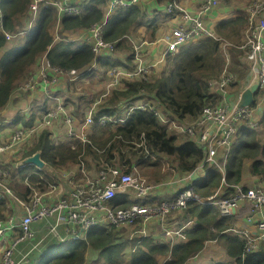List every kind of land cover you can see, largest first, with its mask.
Masks as SVG:
<instances>
[{"label":"trees","instance_id":"1","mask_svg":"<svg viewBox=\"0 0 264 264\" xmlns=\"http://www.w3.org/2000/svg\"><path fill=\"white\" fill-rule=\"evenodd\" d=\"M31 1L1 0L5 12L3 25L6 30L14 31L18 25H23L29 20ZM228 1H221L216 8L231 6ZM105 2L107 0H87L81 14L65 15L60 22L55 6L42 4L34 26L26 34L11 40L6 39L0 24V114L9 104H13L15 111L11 122L1 125L0 128L33 127L48 109L47 103L38 102L25 110L29 93L18 91L20 82L29 75L42 54L47 52L52 63L68 68L85 69L93 61L94 52L88 42L75 38L55 40L54 30L59 26L63 37L75 31L84 32L92 22L103 18L101 6ZM175 14V11L166 9V0H152L145 6L137 4L118 8L105 25V39L116 42L112 55L101 61L105 71L109 73V69L117 65L134 64V45L125 35L134 33L146 38L147 32L148 38L155 40L161 23H171ZM247 21L246 13L238 10L235 15L216 23L215 31L219 39L203 37L181 46L176 54H169L161 63L163 69L158 76H151L148 81L141 78H124L122 84L111 88L110 93L99 104L97 115L107 116L110 120L108 119L104 126L95 124L91 127L89 142L75 141L76 148H73L71 143H57L59 132L56 127L61 126L60 121L53 128L42 129L39 132V140L35 141L27 153L32 154L42 149L44 170L54 173L69 171L70 163L80 164L88 155L99 156L98 149L102 148L105 159L97 161L94 174L102 165H119L123 160L128 164L142 162L150 158L145 157L148 153L155 157L150 158L151 164H158L160 173L161 162L158 159L161 158L167 159L179 175L193 172L204 160L203 148L189 136L168 133L153 109L131 110L132 103L145 99L164 115L182 123H186L188 119H196L207 104L218 103V95L210 92L207 81L218 77L224 67L223 41L229 40L234 44L229 47L231 68L239 72L242 78L248 76L249 72L244 68V53L236 47L243 36ZM236 64L243 69L239 70ZM240 80L238 79L237 84ZM106 83L105 79L102 84L106 86ZM90 85L93 95H99L92 83ZM259 93L262 92L256 94L253 105L256 104ZM20 97L23 102L26 100L25 107L15 105ZM90 104L86 103L82 107L78 102L74 106L79 115L82 114V121ZM68 106L70 107V104ZM256 118L259 125L252 127L244 124L237 133L225 162V173L217 166H207L205 170L200 171L201 178L192 181V186L197 192L208 196L220 189L221 195L230 194L234 191L233 185L244 183L248 175L257 178L252 186L264 188V137L258 130L264 129V107L257 113ZM6 120L7 116L2 114L0 121ZM99 131L104 136L96 137ZM179 139L183 141L178 142ZM123 146L129 147L137 156L130 155L125 159L121 148ZM138 149L142 150V153H138ZM115 150H119L120 155ZM16 160V157H11L9 161H2L0 157L4 165L13 164ZM35 169L33 164L19 170L11 167V185L22 198H26L27 192L18 188L19 180L24 181L26 174ZM167 174L171 175V172ZM224 176L227 185L223 184ZM30 179L35 182L40 180V177L38 174H32ZM113 200L115 204L125 207L134 203L147 205L158 202L161 196L136 198L134 192L130 191L116 196ZM13 204L12 199H0V218H5ZM236 219L234 215L222 216L212 204L191 201L186 209L174 211V215L170 216L169 221L174 228H182L181 233H175L172 238L161 234L159 223H151L146 234H131L133 230L129 227L101 225L91 229L86 239L74 240L60 245L57 250L42 253L33 259L32 264H196L195 255L200 254L206 242L211 239L217 240L224 247L235 264H264V241L260 242L257 251L244 255L245 239L230 230L234 227Z\"/></svg>","mask_w":264,"mask_h":264},{"label":"built area","instance_id":"2","mask_svg":"<svg viewBox=\"0 0 264 264\" xmlns=\"http://www.w3.org/2000/svg\"><path fill=\"white\" fill-rule=\"evenodd\" d=\"M86 1L32 0L29 20L23 25H18L14 31H10L3 25L5 12L0 0L1 28L6 39L11 40L26 34L34 26L42 4L55 6L60 22L65 15L81 14ZM221 1L226 3V0H196L191 8L182 6L181 0H166V9L176 12L174 21L169 24V28L161 29L160 34L152 41L125 35V38L134 45V64L113 66L111 71L110 68L109 80L99 95L77 91L75 86L84 82L83 78L89 72L101 68V61L110 57L115 50L116 42L104 37L108 19L118 8L137 4L145 6L152 0H107L103 3L101 6L103 18L92 22L88 29L78 33L79 36L75 38L88 42L94 52L93 61L85 69L54 64L48 58L47 52L38 58L32 71L20 82L18 91L29 93L25 110L38 102L47 103L48 109L41 115L39 123L33 127L0 128L2 161H9L11 157L17 158L13 164L8 165L0 161V199L9 198L14 201L5 218H0V264H32L34 253L40 250V240H35L38 230L33 226L37 221L44 220L49 233L59 237L61 242L86 239L91 229L101 225L129 227L133 230L131 234L137 232L146 234L151 223H159L161 234L172 238L175 233L180 234L182 228L175 229L169 221L170 216L174 215V211L186 209L191 201L212 204L222 216H236L240 205L246 202L250 211L242 220L243 224L237 222L230 230L245 239L244 255L258 250L260 242L264 241L262 186L238 183L233 185L234 191L230 194L221 195L219 189L213 194L203 196L193 188L191 173L179 175L176 168L163 158L158 161H164L161 164V172L166 176L157 182H149L137 163L106 164L93 176L77 178L67 171L49 172L44 170V166L26 162V159L36 152L42 157V149L32 154L27 153L35 141L39 140V132L42 129L53 128L61 121V126L58 125L56 130L59 132L58 137L61 136L63 141L71 143L73 148H76L75 141L89 142L91 127L95 124L104 126L108 119L110 120L107 116H98L97 111L111 88L121 85L124 78L132 80L141 78L148 81L151 74H154L153 67L195 39L209 36L219 39L215 28L208 25L207 15ZM244 11L248 19L244 30L245 38L236 47L242 49L249 64L251 79L259 80V91L264 93V0H251ZM58 28L59 26L57 30ZM55 40H58V37H55ZM149 45L153 47L152 61L149 59L146 61L143 57L145 53L142 52L143 47ZM230 46L234 44L229 40L223 41L224 67L218 77L207 81L210 92L218 95V103L207 104L196 119H188L186 123L176 121L151 106L145 99L132 103L131 108L153 109L168 133L189 136L203 148L205 157L200 168L217 166L224 173L225 162L237 133L244 124L252 127L259 125L256 115L262 109L261 102L257 100L255 105L239 106L241 93L237 91L234 94L238 93V99L232 101V93L234 86L238 85V79L231 68V54L227 53ZM160 51L163 60L157 64L159 58L156 57ZM103 74H100L101 77ZM69 99L89 100L88 103H91L83 121L82 114L79 115L77 109L68 106ZM10 122V119L0 121V126ZM29 164L35 165L36 169L26 174L24 178L21 188L26 190L27 195L26 198H22L11 185L10 170L12 166L19 170ZM168 172H171V175L167 174ZM32 174H38L40 180L33 182L30 179ZM223 184L227 185L225 176ZM168 187L175 189L171 193L163 191ZM130 191L134 192L136 198L150 197L152 194L160 195L161 200L147 205L134 203L125 207L115 204L113 199L116 196ZM212 229L215 230L214 227ZM24 241H32L31 249L18 254L19 245ZM197 256L198 254L195 255Z\"/></svg>","mask_w":264,"mask_h":264},{"label":"crops","instance_id":"3","mask_svg":"<svg viewBox=\"0 0 264 264\" xmlns=\"http://www.w3.org/2000/svg\"><path fill=\"white\" fill-rule=\"evenodd\" d=\"M185 1H186L185 2L186 7H191V8L193 7V4L196 2V0H185ZM248 1L244 0L243 3H245V5H246ZM235 6L236 5H233V6L228 5L226 7V6L223 5V6H221V8L220 7L219 8H215L213 10V13L211 12L209 14H211L212 16H215L218 13H221L222 16H223V18H222V20H223V19H226L229 16L235 15L238 10L243 9V8L235 7ZM207 22H208V25H210L213 28H216V24H213L211 22V20L209 19V15L207 16ZM169 24L170 23H168L167 21H163L161 23V26L157 30V33L160 34L161 29H163L164 27L169 28ZM132 34L136 35L134 33H132ZM158 34H157V36H158ZM244 38H245V34L243 33V36L240 38V42H243ZM140 39H143V38H140ZM152 48H153L152 45L144 46L143 47V51H142L143 53L147 52L150 55L149 60H151V61H152ZM245 66H247L248 69H249V64L245 65ZM101 78H103V77H101ZM239 79H241V80H240L238 85L234 86V91L232 93V101H234V102L237 101V99H238L237 95L234 94V92L238 90L239 93H242L243 90L252 82L250 73L248 74L247 77H244V78L240 77ZM83 80H84V83H83L82 86L84 88L85 81H89L90 82L91 80H89L87 78H83ZM103 81H105V79H101L100 80V82H103ZM258 130H262V128H259ZM262 133H264V131L263 132L261 131V135L264 137V134H262ZM102 150L104 151L103 148L102 149H98L99 156H94V155L93 156L92 155L86 156V158L81 161V163H80L81 165L79 163H77V162L70 163L71 166H73L72 169H74L73 175L76 176V177H77V175L80 176V177H85V176H91L92 174H94V172H95V164L97 163V161H101V160L105 159V157L102 155L103 154ZM89 163L92 164V167H90ZM123 163H126V161L125 160L121 161L119 165H121ZM69 168H71V167H69ZM159 172H160V168H159ZM161 179H164V178H161ZM151 180H152V178H151ZM256 180H257V178H254L252 176L249 177V175H248L246 180L244 181V183L245 184H247V183L248 184L249 183L252 184ZM262 182H264V180ZM174 189H175V187H168V188H166L163 191H165L166 193H171V192L174 191ZM163 191H161V192L163 193ZM150 195H151L150 198H152V194H150ZM249 211H250L249 210V205L246 202L241 204L240 208L237 211L236 223L238 222V223L243 224L242 220L245 219V215L247 213H249ZM38 223H43V227L36 228L35 225L38 224ZM33 226H34L35 229L38 230L37 233L41 234V236H42L39 239L40 240V250L36 251L34 253V258L38 257L42 253L54 251L55 249L59 248L60 245H63L62 242L59 240V237H57V236H55L53 234L51 235L48 232V230H47L48 233H45V229H47V225H46L44 220L34 222ZM32 241H24V242H22L19 245L17 253L18 254L24 253L29 248V246H32ZM47 243H48V245H47ZM58 245H59V247H56ZM211 257H213V258L217 257V258L211 259ZM194 262L196 264H216V263H218V264H235L233 259L231 257H229V255L226 253L224 247L215 239H211V240H208L206 242V245H205L204 249L194 259Z\"/></svg>","mask_w":264,"mask_h":264},{"label":"rangeland","instance_id":"4","mask_svg":"<svg viewBox=\"0 0 264 264\" xmlns=\"http://www.w3.org/2000/svg\"><path fill=\"white\" fill-rule=\"evenodd\" d=\"M228 1V0H227ZM248 1V0H247ZM185 0H182L180 3L182 4V6H186L185 5ZM229 2H231V6H233V5H236L235 7H240V8H244L245 7V3H243L244 2V0H231V1H228V3ZM250 1H248L247 3H249ZM241 3V4H240ZM212 13H213V10L211 11ZM211 12H209V13H211ZM208 13V15H209V19L211 20V22L213 23V24H216V23H218V22H220V21H222V18H223V16H222V14L221 13H218L217 15H215V16H212L211 14H209ZM207 15V16H208ZM145 35H146V37H149V33H145ZM54 36L55 37H58V39H61V38H67V39H74V38H77L79 35H78V33L75 31V32H73V34H69V35H64V37H63V34H61V32L59 31V29L58 30H54ZM137 36V35H136ZM227 53L230 55V49L228 48L227 49ZM157 56L159 57V59L157 60V64H158V62H160V61H162L163 59L161 58V56H162V53H161V51L157 54ZM143 57H144V59L147 61L149 58H150V55L147 53V52H145V54L143 55ZM154 60H155V58H153ZM157 59V58H156ZM161 63L162 62H160L157 66H155V67H153V72H154V74L152 75L151 74V76H158L159 75V72L163 69L162 68V65H161ZM236 67L239 69V70H242L243 69V67L242 66H240V65H237L236 64ZM113 68V67H112ZM112 68L110 69V71L112 70ZM246 70H248V72H249V69H248V67L247 66H245L244 67ZM103 74L104 76V78L108 81L109 80V76H108V74H110V73H108L107 71H105V69L103 68V67H101V68H99V69H97V70H93V71H91V72H89L84 78H87V79H89V80H91L90 82L88 81V82H85V86H84V88H83V83L84 82H82V83H77V85L75 86V88H76V90L77 91H86V92H93V90L91 89V83H92V85H93V87L96 89V92H97V94L100 92V91H102V90H104L105 89V87L106 86H104L103 84H102V82H100V80L102 79L101 78V75L100 74ZM233 73L235 74V76H236V79H239L240 78V74H239V72H237V71H233ZM100 76V77H99ZM88 87H90V89H88L87 90V88ZM20 91V90H19ZM264 93H259V95H258V97H257V101H260L261 102V110L259 111V113L263 110V107H264V95H263ZM75 95H77V94H75ZM92 95H93V93H92ZM26 101V100H25ZM25 101L23 102V99H22V97H20L19 99H18V101L17 102H15V105L17 106L18 104L19 105H21V108L24 106V103H25ZM80 103V105L82 106V107H84V105L86 104V103H88L89 102V100H85V101H81V100H75V99H69V104H70V106H71V108H73L74 106H75V104L76 103ZM25 107V106H24ZM2 114H5L6 116H7V119L9 120V119H12L13 117H14V115H15V111H14V107H13V104H9L7 107H6V110L2 113ZM2 114H0V117H1V115ZM90 130V129H89ZM261 131L263 132L264 130L262 129V130H259V132H260V134H261ZM262 134H264V133H262ZM101 136H104L103 134H102V132L101 131H99V132H97L96 133V137H101ZM178 142H181V141H183V140H181V139H179V140H177ZM56 142L57 143H61V142H64V143H69L68 141H63L62 139H61V136L60 137H57L56 138ZM122 148V151H123V155H124V158L126 159L127 157H129L130 155H132V156H137L135 153H133L132 151H130L129 150V147H125V146H123V147H121ZM115 152H118V154L120 155V153H119V150H115ZM138 153H142V150H140L139 151V149H138ZM145 157H150V158H152V156H150V154L148 153ZM119 158V157H118ZM150 158H146V159H144L142 162H137V161H135L137 164H138V167H139V169L141 170V172H142V174L148 179V181L149 182H152V181H154V182H157V181H160L161 180V178H164V176L159 172V166H158V164H151V162H152V159H150ZM163 162L164 161H162L161 162V164H163ZM70 167H73V166H71L70 165ZM90 167H92V164H90ZM88 172V171H87ZM77 178H80V176H78L77 175ZM151 178H152V180H151ZM20 181V187H18V188H21V187H23V180H19ZM46 223V222H45ZM36 226V228H39V227H43V223H38V224H36L35 225ZM47 230L48 229H45V233H48L49 232V230H48V232H47ZM42 236H41V234H38L37 233V235H36V241H38L40 238H41ZM69 242H71V241H65V242H62V244H67V243H69ZM47 245H48V243H47ZM56 247H59V245L58 246H56ZM31 249V246H29V248L26 250V252L27 251H29ZM58 249V248H57ZM57 249H55V250H57ZM41 255V254H40ZM215 258H217V257H215ZM215 258H213V257H211V259H215Z\"/></svg>","mask_w":264,"mask_h":264},{"label":"water","instance_id":"5","mask_svg":"<svg viewBox=\"0 0 264 264\" xmlns=\"http://www.w3.org/2000/svg\"><path fill=\"white\" fill-rule=\"evenodd\" d=\"M258 91H259V80L257 78H254L252 82L241 93L240 100H239V106L253 104L255 102L256 94L258 93ZM26 162H33L40 166L45 165V161L43 160L39 152H36L34 155L28 157L26 159ZM200 178H201L200 170L195 169L191 173V179L195 181Z\"/></svg>","mask_w":264,"mask_h":264},{"label":"clouds","instance_id":"6","mask_svg":"<svg viewBox=\"0 0 264 264\" xmlns=\"http://www.w3.org/2000/svg\"><path fill=\"white\" fill-rule=\"evenodd\" d=\"M248 4V3H247ZM246 4V5H247ZM246 5H245V7H246ZM245 7L243 8V9H240V10H242L244 13H245V11H244V9H245ZM246 28V27H245ZM131 35H133V34H131ZM133 36H135V37H140L139 35H133ZM142 38V37H141ZM143 39H147V40H150L148 37H146V38H143ZM129 40V39H128ZM130 41V40H129ZM150 41H152V40H150ZM241 43V42H240ZM244 57H245V55H244ZM245 65H248V62H247V59H246V64ZM259 92V91H258ZM90 138H91V136H90ZM207 167V166H206ZM197 169H199L200 171H203V170H205V168H197ZM67 172H69V173H73L74 172V169H72V167L71 168H69V171H67ZM192 173V172H191ZM33 262V261H32Z\"/></svg>","mask_w":264,"mask_h":264},{"label":"bare ground","instance_id":"7","mask_svg":"<svg viewBox=\"0 0 264 264\" xmlns=\"http://www.w3.org/2000/svg\"><path fill=\"white\" fill-rule=\"evenodd\" d=\"M19 85V84H18ZM35 109V108H34ZM36 111V110H35ZM44 131V130H43ZM81 165V164H80ZM113 201V200H112Z\"/></svg>","mask_w":264,"mask_h":264}]
</instances>
